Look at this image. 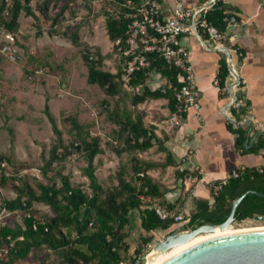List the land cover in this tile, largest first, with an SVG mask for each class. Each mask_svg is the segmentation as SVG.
<instances>
[{"label": "trees", "instance_id": "obj_1", "mask_svg": "<svg viewBox=\"0 0 264 264\" xmlns=\"http://www.w3.org/2000/svg\"><path fill=\"white\" fill-rule=\"evenodd\" d=\"M76 0H67L59 14L51 17L48 7L50 0H44L37 4L36 12L31 6L32 0H0V27L8 32H14L19 25V18L22 12L33 17L36 21L41 18L56 21L74 5ZM89 0H83L84 6ZM115 9L103 10L105 17L106 31L109 40L114 44L117 40L125 42L130 20L126 17L131 9L127 6L126 0H113ZM134 5H142L138 0H133ZM87 9V6H85ZM89 10V9H88ZM39 14V15H38ZM228 10L223 0H216L212 8L203 15L204 19L226 32L227 24L224 18L228 17ZM202 34V32H201ZM67 35L74 45L80 43L79 36L72 29H67ZM239 60H242L243 53L236 48ZM117 47L114 45V52ZM82 59L88 69L87 82L90 85L99 86L108 97L114 99L126 94V88L120 80L122 65L116 73L101 69L103 56L89 51L82 53ZM147 73H158L165 79L163 87L152 90L147 85L149 76ZM230 72L227 63L221 65L218 78L222 90L226 88L227 78ZM184 84L183 74L176 69L169 68L160 57H151V65L143 71L135 74L127 90L132 94L131 109L119 111L117 107L109 113V120L119 127L116 132L119 141L123 144V150L129 152H146L157 146V150L166 153L165 162L159 163L152 160L140 158L132 159V170L135 181L134 185L120 176L119 188L115 191H105L96 176L95 158L102 154L101 140L91 137L90 132L83 129L77 120H74L76 130V149L83 153L87 162L84 169L89 179L91 194L71 184L70 177L64 175L61 170L64 168L67 154L61 152L62 132L57 127L56 120L45 105V113L51 123L52 130L58 142L52 146L49 158L45 161L41 171L44 177H48L55 163L60 165V171L56 176L60 178V184L47 183L38 184L37 193L29 181L19 180L14 176L10 178L0 175V186L6 187L12 181L16 197L12 200H4L2 209L9 212H23L22 224H15L13 227L4 225L0 230V249L7 248L6 264H13L26 260L30 253L43 247L53 251L62 258L61 264H135L136 260L143 258L149 251L147 246H153L154 234L157 231H174L177 227L174 220L162 221L157 216L154 207H160L167 211H174V205L166 204L165 195L169 192L163 184H160L148 173L152 170L166 169L174 166L175 161L172 154L164 145V140L155 133L153 126H146L144 113L138 110V106L149 100L167 99L171 113L175 110V91ZM129 92V93H130ZM110 102H105L106 107ZM118 106V102H117ZM247 105L241 110L234 109V114L243 115L246 113ZM236 112V113H235ZM238 115L237 120L240 119ZM236 135V146L243 152L258 153L264 149V134H259L256 142L249 146L248 130L249 125L236 127L230 123ZM120 156L121 151L115 149ZM11 155L0 156L2 162L11 163ZM187 171H181V176L186 177ZM247 191L256 193L248 194L238 205L235 219L238 222L255 215L264 216V167L261 169H247L238 172L237 177H231L228 182L221 185L219 190H213V202H196L195 210L186 217L187 228H196L204 223L221 224L230 215L233 202ZM36 203L49 206L54 216H44L37 219L33 214ZM138 211L140 214V225L148 235H143L140 243L130 254V243L128 241L127 227L131 223V213ZM174 229V230H173ZM168 232V233H170ZM160 240V239H159ZM13 242V246H11ZM144 264V263H142Z\"/></svg>", "mask_w": 264, "mask_h": 264}, {"label": "rangeland", "instance_id": "obj_2", "mask_svg": "<svg viewBox=\"0 0 264 264\" xmlns=\"http://www.w3.org/2000/svg\"><path fill=\"white\" fill-rule=\"evenodd\" d=\"M43 1L32 0L31 6L35 12L37 4ZM66 1L50 0L48 7L52 18L59 14ZM94 1H87L86 9L83 0H76L55 24L44 18L36 21L22 12L17 30L8 32L0 27V156L12 157L11 163L7 162V178L16 177V185L19 180L26 179L37 193L38 184H60V178L56 176L61 170L59 164L53 165L48 177H44L41 171L52 146L58 142L45 113L46 104L62 132L61 152L67 154L61 172L70 177L73 186L88 194L92 192L89 179L84 173L87 162L83 153L76 149L74 120L89 131L91 137L101 140L103 152L95 158V173L102 188L107 192H116L120 176L134 185L138 184L133 175L132 159L140 158V153L121 151L124 147L116 134L119 127L108 118L116 107L119 111L133 108L130 102L133 93L126 88V94L112 99L99 86L87 82L88 69L82 59L85 51L94 54L99 52L103 56L101 69L104 71L114 74L119 67V59L114 52V44L108 38L102 15L103 10L114 13L113 0H101V9L94 5ZM67 29L78 34V45H74L65 35ZM6 44L12 45L16 50L15 60L3 54L2 47ZM106 101L110 102L107 107ZM139 107L138 110L147 115L148 121L154 112L161 113L160 108L153 107L152 104H142ZM115 149L121 151L120 156ZM152 155L160 162L166 160V157L155 151L150 154ZM148 174H154L155 177H152L158 182L166 179L168 183L171 182L174 171L159 169ZM13 183L11 181L6 187L0 186V215L3 214L4 224L10 227L22 224L24 216L21 211L9 212L2 209L4 200L16 197ZM33 214L37 219L54 216L53 210L41 203L35 204ZM230 226L234 230L264 227V220L246 219L235 221ZM126 231L131 246L130 254L144 234L151 235L142 230L138 211L131 213V223ZM168 232L170 231H157L154 234L155 240L162 239ZM146 251H149L146 254L148 256L152 246H147ZM61 261L60 256L43 247L31 252L26 260L13 264H61ZM5 262L1 261L0 264H6Z\"/></svg>", "mask_w": 264, "mask_h": 264}, {"label": "crops", "instance_id": "obj_3", "mask_svg": "<svg viewBox=\"0 0 264 264\" xmlns=\"http://www.w3.org/2000/svg\"><path fill=\"white\" fill-rule=\"evenodd\" d=\"M138 1L143 4L148 0ZM183 1L197 17H201L216 2ZM174 2L167 1L163 9L164 17L172 15ZM223 2L228 13L235 15L239 21L237 26L227 29L224 47L217 46L196 30L182 38L190 52V62L199 90L200 109L188 111L183 124L172 128L167 120L171 114L167 99L143 103L160 108L161 113L154 112L149 121L145 115L144 122L146 126L155 128V133L165 141L164 145L175 161L174 166L166 168L168 172L174 171L171 182L167 183L166 179L159 182L169 190L165 195V202L174 205L176 213L182 211L187 217L195 210L197 201L213 202L215 185L225 184L235 173L264 167V149L258 153L240 150L230 126V123L236 127L249 125V146L256 142L259 134H264V0ZM93 3L101 9V0ZM103 21L105 22V17ZM233 35H236L234 39ZM236 48L242 51V60H239ZM224 62L227 63L230 74L226 89L222 90L216 83V78ZM235 74L239 76L240 84ZM165 83V79L158 73H151L147 81L152 90L163 87ZM132 92L137 93L138 89ZM233 95L236 100L242 101L243 106L247 105V111L243 115L236 112L234 114ZM154 151L166 157V153L158 151L157 146L149 151L139 152V157L162 163L155 160L153 155L150 156ZM181 171H187L186 177L181 176ZM152 176L155 177L154 174Z\"/></svg>", "mask_w": 264, "mask_h": 264}, {"label": "built area", "instance_id": "obj_4", "mask_svg": "<svg viewBox=\"0 0 264 264\" xmlns=\"http://www.w3.org/2000/svg\"><path fill=\"white\" fill-rule=\"evenodd\" d=\"M167 1L148 0L136 7L133 0H126L127 6L131 9L130 13L126 15L130 20L127 38L125 42L117 40L114 45L117 47L116 55L122 65L120 80L127 89L135 74L146 70L151 65V57L153 56L162 58L169 68L176 69L183 74L184 84L175 91V110L170 114L168 120L169 126L174 128L183 124L188 111L191 109L199 110L201 106L199 90L193 66L190 62V52L183 43V36L197 30L217 46L224 47L223 42L226 38L227 29L237 26L239 21L235 15L228 13V17L224 18V22L227 24L226 32H223L203 18L205 13L201 17L194 16L183 0H174L171 9L172 15L166 18L163 9ZM235 37L236 35H233L232 39ZM2 52L9 59H16L17 52L12 45H4ZM150 74L147 73L148 76ZM216 83H220L218 77ZM233 106L239 111L243 108V103L236 100ZM7 167V162L0 164V175L9 176ZM237 175L238 173H235L233 177H237ZM221 185H215V190H219ZM154 209L160 220L172 219L175 221L177 228L179 226L186 227L188 224L187 216L185 217L182 213L167 211L160 207H154ZM3 217V214H1L0 230L5 225ZM11 246H13V242ZM7 254V248L0 249V259L6 258ZM144 258H147V255L136 260L135 264L144 263Z\"/></svg>", "mask_w": 264, "mask_h": 264}, {"label": "water", "instance_id": "obj_5", "mask_svg": "<svg viewBox=\"0 0 264 264\" xmlns=\"http://www.w3.org/2000/svg\"><path fill=\"white\" fill-rule=\"evenodd\" d=\"M235 76L239 83V76L237 74ZM235 100L234 96V102ZM250 193L256 192L247 191L233 202L229 217L221 224L204 223L196 228L182 226L168 233L152 246L154 255L185 244L200 234L213 233L218 229L224 230L232 225L235 222L238 205ZM256 219L263 221L264 217ZM160 264H264V228L233 232L201 240L180 250Z\"/></svg>", "mask_w": 264, "mask_h": 264}, {"label": "bare ground", "instance_id": "obj_6", "mask_svg": "<svg viewBox=\"0 0 264 264\" xmlns=\"http://www.w3.org/2000/svg\"><path fill=\"white\" fill-rule=\"evenodd\" d=\"M259 228H264V227L247 228V229L245 228V229L234 230L231 226H228L224 230L218 229L213 233L200 234V235L196 236L194 239H192L191 241H189L185 244L179 245V246H175L172 249H170L164 253L154 255V252L152 250L151 253L146 258V264H160L161 262L165 261L166 259H168L172 255H174L175 253L179 252L180 250H183L184 248H186V247H188L194 243H197L201 240H204V239H207V238H210L213 236L229 234V233H233V232H240V231L249 230V229H259Z\"/></svg>", "mask_w": 264, "mask_h": 264}, {"label": "flooded vegetation", "instance_id": "obj_7", "mask_svg": "<svg viewBox=\"0 0 264 264\" xmlns=\"http://www.w3.org/2000/svg\"><path fill=\"white\" fill-rule=\"evenodd\" d=\"M258 217H264V216H262V215H255L253 218H248V219H256V218H258ZM246 220V219H245ZM235 221H236V219H235ZM238 222V221H237ZM187 227V226H186Z\"/></svg>", "mask_w": 264, "mask_h": 264}]
</instances>
